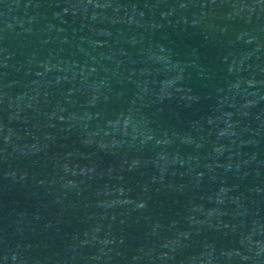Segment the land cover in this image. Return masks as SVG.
I'll return each instance as SVG.
<instances>
[{
	"label": "water",
	"instance_id": "water-1",
	"mask_svg": "<svg viewBox=\"0 0 264 264\" xmlns=\"http://www.w3.org/2000/svg\"><path fill=\"white\" fill-rule=\"evenodd\" d=\"M0 135L114 264H264V0H0Z\"/></svg>",
	"mask_w": 264,
	"mask_h": 264
}]
</instances>
